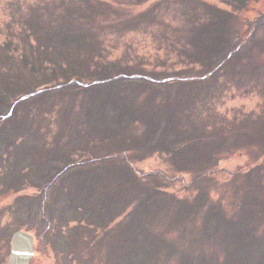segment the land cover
<instances>
[{
    "label": "rangeland",
    "instance_id": "374dc122",
    "mask_svg": "<svg viewBox=\"0 0 264 264\" xmlns=\"http://www.w3.org/2000/svg\"><path fill=\"white\" fill-rule=\"evenodd\" d=\"M69 93L72 111L64 100L51 111ZM61 114L62 127L102 130L54 151L42 177ZM127 142L137 148L112 153ZM64 155L75 165L59 173ZM151 191L168 211L132 225L125 200ZM176 203L231 229L191 243L203 215L173 226ZM16 230L34 237L30 264H186V251L261 264L264 0H0V264Z\"/></svg>",
    "mask_w": 264,
    "mask_h": 264
},
{
    "label": "trees",
    "instance_id": "16d2710c",
    "mask_svg": "<svg viewBox=\"0 0 264 264\" xmlns=\"http://www.w3.org/2000/svg\"><path fill=\"white\" fill-rule=\"evenodd\" d=\"M232 1H236V0H232ZM229 2H230V0H229ZM231 6H233V5H231ZM234 7V6H233ZM235 10V9H234ZM214 15V14H213ZM210 20L211 19H213V17L211 16L210 18H209ZM215 19H217L218 20V16H216V18ZM204 28H203V30H202V32H207V33H218L219 31H221L220 30V28L219 27H213V24H207L206 25V27L205 26H203ZM201 32V31H200ZM201 32V33H202ZM64 39H68V37L67 36H64L63 37ZM216 49V48H215ZM221 51V49L220 48H218V50H217V53H219ZM216 52V51H215ZM200 57H201V60L204 58V55L203 54H200L199 55ZM206 56V55H205ZM208 59H210V58H208ZM207 59V60H208ZM204 61H206V59H204ZM204 61H203V65H205L204 64ZM68 83V82H67ZM67 83L66 84H64V85H62V87L61 88H64V87H66L67 86ZM89 88V87H88ZM60 89V88H59ZM43 92H45V91H42L41 92V96H45L44 94H43ZM73 94L72 93H69L68 94V96L67 97H65V95L63 94V95H59L58 96V99H56L55 100V103H52V104H55L54 105V107H52L51 108V111L55 108V107H57V106H61V105H63V103L62 102H60L61 100H64L65 102H66V104L68 105V107H69V111H72V109H73V106H74V104H73V102L72 101H70V100H68L67 98H70L71 96H72ZM19 97V96H18ZM17 96H16V98H18ZM62 97H65V98H62ZM12 101V100H11ZM9 102L8 103V105L10 106V108L11 109H13L14 107H15V102L17 101V100H15V101H12V102ZM116 103L117 102H115L114 104H113V107L115 108L116 107ZM65 104V105H66ZM52 106V105H51ZM87 112H86V114L87 115H91V114H96V113H99L100 112V108H98V107H90V106H88L87 105ZM51 111H48L49 113L51 112ZM58 113H59V109H58ZM69 114H70V112H68V116H69ZM86 114H84V116L86 115ZM67 117H65L64 115H58V117L57 118H53V119H50L49 120V118H47L46 120H45V118H43L44 119V121H45V124L43 125V127H45V128H48V129H50V127L51 126H53V123L51 122V120H53V121H55L56 123H57V129H56V131H55V133H54V138H53V140H52V143L51 144H49V143H47V145H48V149H46V150H48V152L46 153V154H44L42 157H41V159H39L37 162H36V165H42L41 166V168H44L45 167V170L47 169V171L48 172H43V174H42V177H44L45 176V174H47V173H51V167H50V164H49V160H50V156L54 153V151H56L57 149H59V148H65L67 145H68V147L70 148V150L72 149H75V151H80V147L83 145V144H87L88 143V141H86L85 142V139H83V140H81V138L79 139V137L77 136V135H81V134H88V138L90 139L92 136H95V137H98L97 135H95L97 132H99L100 130H102V128L100 127V125H98V124H92V125H89V128H87V129H81V128H74V127H72L70 124H72V122L71 121H73V120H69V124H67V126H65V127H62L63 125H64V123H65V121H67L68 122V119H66ZM8 119H9V117H8ZM75 122L77 123V120H75ZM38 124L39 125H41L40 124V122H38ZM31 126V127H30ZM35 126L33 125V124H31V125H29V128H31V129H29L30 130V132L32 133V131L35 129L34 128ZM64 130H66V132H64ZM35 133V132H34ZM34 133H32V134H34ZM63 133H66V139L68 138V140L66 141H64V138H65V134H63ZM36 134V133H35ZM86 134V135H87ZM41 135V134H40ZM35 136V135H34ZM37 136V135H36ZM76 137V139H77V141H75L74 142V138ZM79 139V140H78ZM112 139H113V137H110V143H108V144H112ZM123 141V140H122ZM120 142V141H119ZM93 144V143H92ZM121 146H116L115 147V149L112 151V153L113 152H116L117 150H119V151H121L122 153H124L125 151H127V150H132V149H134V148H137V144H134V142H127L124 146L121 144V143H119ZM65 156V155H64ZM43 158V159H42ZM68 159L69 158H66V156H65V160H66V162H65V165L62 167V168H60V167H58V169H56V171L58 170V172L60 173V172H63L64 171V168H68V169H70L71 168V166H72V164H74L73 162L72 163H70V162H68ZM75 165V164H74ZM80 167L79 166H76V171H73V172H80L81 170H83V169H79ZM59 180H61V179H59ZM97 181H95L94 183H96ZM91 187H94V186H92L91 185ZM155 193H153L152 191H151V193H146L145 195H143L144 197H141V199H139V201L137 202V204H135V206H133L132 205V202H134L133 200H131V199H129V200H125V202H129V203H127V210H129V209H131V213L134 211V217L132 218V221H131V224L132 225H134V223H135V221L137 220L136 218H137V216H139L140 214H141V212H144V211H146L147 210V212H149L150 214V218H152V217H155L156 218V216H157V218L159 217V216H162L164 213L163 212H167L168 210H167V207L165 206V205H161L160 203H157L156 204V201H155V199H154V196L153 197H150V195L152 196V195H154ZM151 199L152 200H154L153 202H151ZM134 203H136V202H134ZM166 203V202H165ZM164 204V203H163ZM167 204V203H166ZM177 204V207L175 208V209H177L176 210V214H175V221H172V222H170V223H172V225L173 226H181V220H180V218H178V217H182V216H187V215H189L191 212H193L194 210H195V208H193L192 206H190V205H181L180 203H176ZM157 205H161L160 207L159 206H157ZM251 206H253V203L250 205V207ZM193 213H195V212H193ZM195 214H199L200 216L199 217H201V214L203 215V218L201 219V220H203V223H204V229H202V230H198V231H196V235L191 239V243H193V242H198V235L199 236H202V235H204L205 236V234H207V235H210L212 238H214L215 239V233L217 232V233H224L226 230H229V229H231L230 227L229 228H227V226L226 225H224V224H222L221 222H218V223H215V216H218V217H220L218 214H215V211H213V210H211L210 208H206V206H205V209L204 208H202V207H200L199 208V212H197V213H195ZM156 215V216H155ZM157 220L158 219H156V222H157ZM137 225V224H136ZM136 225H135V227H136ZM171 225V226H172ZM196 229L195 228H192L189 232L191 233L190 235H187L186 234V236H189L190 238H191V236H192V234H193V232L195 231ZM140 232H143V229L140 231ZM205 233V234H204ZM222 236H219V241H222ZM232 239H234V234H233V236L231 237V239L229 240V242L227 243V248H230L231 249V246H232V244H233V241H232ZM141 245V244H140ZM153 245V244H152ZM166 246H167V244H166ZM194 246V245H193ZM168 247V246H167ZM186 250V249H185ZM264 250V249H263ZM149 252H153V251H151V250H148ZM186 253H187V255H188V257L187 256H185L184 255V252H183V250L181 251V255H183V256H185V258H186V261H187V263L186 264H199V260H198V258H196V259H193V257H191L192 256V253H190V252H187L186 251ZM189 255H190V257H189ZM139 259V258H138ZM198 260V261H197ZM261 264H264V257L261 259ZM200 264H202V260L200 259ZM229 264H231V263H229Z\"/></svg>",
    "mask_w": 264,
    "mask_h": 264
},
{
    "label": "water",
    "instance_id": "95a60500",
    "mask_svg": "<svg viewBox=\"0 0 264 264\" xmlns=\"http://www.w3.org/2000/svg\"><path fill=\"white\" fill-rule=\"evenodd\" d=\"M33 236L18 230L10 239L11 250L7 264H29L33 256Z\"/></svg>",
    "mask_w": 264,
    "mask_h": 264
}]
</instances>
